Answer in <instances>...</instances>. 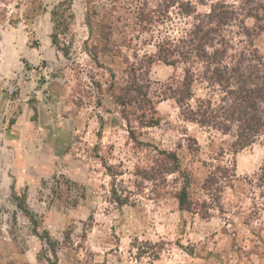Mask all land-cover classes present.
<instances>
[{
  "label": "rangeland",
  "instance_id": "obj_1",
  "mask_svg": "<svg viewBox=\"0 0 264 264\" xmlns=\"http://www.w3.org/2000/svg\"><path fill=\"white\" fill-rule=\"evenodd\" d=\"M181 2L0 0V264H264V134L236 151L234 133L183 119L162 92L186 65L201 78L193 55L146 64L160 44L184 46L219 2L238 12L222 30L229 55L264 57V19L248 16L264 17V0ZM57 8L69 26L55 44ZM144 65L159 123L133 121L135 142L115 95ZM206 86L194 84L196 98L213 94ZM164 152L177 171L161 168Z\"/></svg>",
  "mask_w": 264,
  "mask_h": 264
},
{
  "label": "trees",
  "instance_id": "obj_2",
  "mask_svg": "<svg viewBox=\"0 0 264 264\" xmlns=\"http://www.w3.org/2000/svg\"><path fill=\"white\" fill-rule=\"evenodd\" d=\"M253 1L246 0V4ZM176 2L183 3L181 0ZM260 7L264 9L261 3ZM185 11L192 13L194 10L189 5ZM237 13L223 2L213 5L203 17L197 18V23L188 34V38L182 40L184 46L172 47L170 42L160 44L156 54L150 58L147 57L146 64L155 60L169 62L173 56L180 57L184 63H187L192 55L198 58L204 68L201 78L197 77L192 67L186 65L180 82L168 85L162 94L175 99L184 120L199 124L201 127H213L223 133H234L232 147L239 151L252 145L264 134V57L256 52L246 54L244 51L229 55V42L225 40L222 30L224 26L237 19ZM52 14L53 42L58 44L59 34L67 31L69 24L66 14H63L59 8L53 10ZM248 16H253L257 20L264 19L257 10L253 11L250 8ZM216 43L220 45L217 48L214 47ZM186 44L192 47L191 55L184 50ZM208 47H214V49L210 51ZM144 68L146 65L138 68L134 78L115 95V101L123 107L122 114L127 121L130 137L135 142L139 140L133 121H138L142 126H154L159 123L155 101L149 95L151 81L147 77L148 70ZM200 79H203L207 83V89L213 92L206 95V98H196L194 84ZM194 99L195 104L192 103ZM192 139L195 140V138ZM163 154L165 158L162 160L164 164L161 168L164 172L177 171L180 167L177 154L174 152ZM230 170L229 166H225L218 167L216 171H224L223 177L231 179L235 173H231ZM216 171L211 172L204 182V188L213 199L217 192L221 191L217 188V183L222 180V177ZM262 172V178H264V167ZM187 186L188 182L182 187L178 198L181 207L190 210L193 202L189 199ZM205 206L207 202L202 203V207ZM20 207L35 221L24 204ZM53 253L56 255L54 249ZM52 264L57 262L54 261Z\"/></svg>",
  "mask_w": 264,
  "mask_h": 264
}]
</instances>
